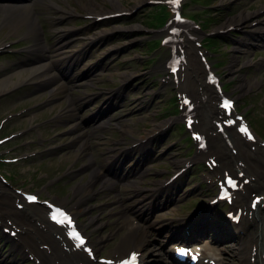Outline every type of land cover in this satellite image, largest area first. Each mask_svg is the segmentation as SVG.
<instances>
[{"label":"rangeland","instance_id":"374dc122","mask_svg":"<svg viewBox=\"0 0 264 264\" xmlns=\"http://www.w3.org/2000/svg\"><path fill=\"white\" fill-rule=\"evenodd\" d=\"M202 1L210 5L205 6L194 3L192 0H185L183 10L187 16L196 19V26L194 27L201 36L197 37H200V41L204 44L200 47L205 51L213 70L221 76L224 87L228 89L227 93L235 97L238 111L247 116L250 123L252 122L256 128L253 127L256 133L258 130L261 135H258L259 138L264 140V78L259 73L262 56L255 54V45L245 46L240 40V38L245 39L246 36L249 38L255 23H249L246 19L236 26L216 30L221 25L226 24L229 19L239 21L244 14H254L261 8L264 0H260V2L258 0ZM59 2L60 6L69 10V19L66 20V26L63 28L75 27L81 29L84 36H86L84 43L96 40L94 45L98 46V52L107 59L110 66L103 74L95 72L76 91L80 94L91 96L98 94L101 90L100 92L104 94V91L112 87L114 81H128L127 91L131 92V96L128 99L127 109L131 113L125 125L116 128L115 131L120 137H131L134 134L142 136L153 132L162 124L169 125L168 131L158 141L161 144L167 163L159 166L156 172L168 175L177 170L180 164L195 154L196 142L193 144L192 141L188 140L187 131L182 124V120L179 119L182 109L179 107L180 97L178 93L182 92L179 89H183L191 95L188 86L184 84L183 80L184 74L190 73L191 69L188 63L184 69L181 68L179 70L180 81H174L168 69L165 71L161 69V63L165 59L166 54L169 53V47L161 43L163 45L154 50L149 43L150 39L161 42L163 35L168 30L165 26L152 28L150 20L152 19L154 5L157 3L150 2V0H117V5L114 4V0H61ZM119 7L121 9L115 10ZM161 7H164V5ZM95 9H99L100 12H90ZM125 9H129L126 10V13H132L129 18L115 16L116 14H123L121 11ZM167 10H169L168 20L172 19L173 13H171L170 9ZM259 16H261V13L255 15V17ZM58 17L62 18L60 15ZM174 23L175 21L170 27ZM26 26L27 24L19 32L24 31ZM187 28V25L183 27L180 34L172 33L174 36H180L177 41L178 45L182 44L183 37L189 36ZM210 33H212V36L208 35ZM208 37L212 39H207ZM0 39H2V35ZM1 42L6 43L5 40ZM185 46L188 48L190 59L193 60V57H196L200 61L201 58L194 40ZM236 46L247 48V51H238ZM246 60L248 63L253 62V64L244 65ZM163 66L165 67V65ZM11 67L13 65L7 69ZM205 68L206 66L202 65L201 72ZM193 74L196 75L197 73L194 72ZM192 78V81L200 89H206L205 81L207 79L203 73L198 77L192 76ZM207 85L210 87V83ZM242 86H244L243 90ZM63 87L66 90H70L68 88L69 84H63ZM27 91H22L15 98L5 94L0 95V138L5 135H11L10 139L0 144V155L7 154L18 158L14 162L0 161V181L5 183L10 189H16V187H21L17 182L24 183L29 180V187L34 189L33 191L41 190L45 194L40 195V197L46 196L60 201L68 195H72L75 184H70L72 186L68 187V191L64 194L62 193L63 187H57V180L55 179L66 170V166H57V161L49 162L42 159V156H44L41 148L42 142L39 141L35 128L31 126L33 123L37 124L40 122V119L44 116L51 114L62 101L51 108L40 109L38 111L39 115H23L27 107L25 106L26 104L38 102V100L47 97L49 93L48 91H43L40 94H32ZM60 92H64V90ZM201 94L202 92L196 91L193 93L195 96H200ZM216 94H220L218 90L213 93L214 97L212 100H214ZM174 96L177 98L175 106L172 105ZM195 99L200 100V98ZM195 99L193 103L196 104ZM206 102L207 106L205 107L202 104L201 109L206 108L207 110L210 108L209 100H206ZM212 104L214 107L213 101ZM184 107H187V105ZM192 110L193 114L196 113L195 107ZM21 112L22 114H20ZM127 127L132 128V131H123ZM259 138H257V141H260ZM262 145L264 144L262 143ZM53 151L49 150L46 152ZM207 168L208 164L205 163L200 167L201 172H206ZM218 175H221V173H218ZM2 176H4L6 181L1 179ZM179 184H187L184 191L187 194L197 193L198 190H201L203 194V190L207 189L200 177L195 179L194 176L189 177V175L179 179ZM78 190L79 188L75 189L73 194H78L79 192L76 193ZM13 193L23 196L17 192ZM198 194L200 193L198 192ZM206 195L203 198H207L211 193L207 192ZM68 198H71L72 201L74 196H69ZM43 206L46 205H40L38 208H44ZM75 210L78 211L76 208ZM85 220L86 217L84 218ZM3 234H0V242L8 245V242L3 239ZM21 236L26 239L24 233ZM128 240L125 239L127 244H132ZM164 240H152L151 244L156 250H160L163 249ZM223 244L226 247L230 246L229 241H224ZM151 258L149 259V264H162L157 261L154 254L151 255Z\"/></svg>","mask_w":264,"mask_h":264},{"label":"bare ground","instance_id":"6f19581e","mask_svg":"<svg viewBox=\"0 0 264 264\" xmlns=\"http://www.w3.org/2000/svg\"><path fill=\"white\" fill-rule=\"evenodd\" d=\"M114 4H118L117 0H114ZM60 6V5H59ZM64 10V7L60 6ZM121 9L120 7L115 10ZM93 10V9H92ZM98 10L90 11V12H98ZM121 11V10H120ZM264 12V4L259 8L256 12ZM92 14V13H91ZM103 14V12H102ZM99 15V14H98ZM252 14L247 13L241 16V20H234L229 19L226 24L221 25L218 28H225L229 26H236L240 22L251 18ZM254 19H260L257 22L256 28L258 29H264V16L262 18H254ZM32 20V4L31 3H24L16 7V11L13 13V15L9 18L7 21V24H10L12 29H19V26L22 24H29ZM226 25V26H224ZM1 26V25H0ZM174 26H176V23H174ZM137 27V26H136ZM135 27V28H136ZM238 27V26H237ZM1 28V27H0ZM110 31V30H108ZM264 33L260 35H252L251 39L255 41H261L263 39ZM92 38V37H91ZM180 36H176V40L178 41ZM89 42V41H88ZM6 43L1 42L0 47H5ZM193 57V56H192ZM192 74L195 72L198 75L201 72V63L198 61L193 62L192 61ZM190 68V67H189ZM202 72L206 73L208 78H210V72L207 69L202 70ZM196 74V75H197ZM4 77V76H3ZM20 77H16V80L12 79V77H4L0 79V93L6 91L7 89L11 88L15 85H17ZM69 88V87H68ZM244 89V86H242V90ZM210 95H203L200 100L195 99L196 104L200 106V104L203 103V100H209V106L210 108L205 111V113H202L205 117L204 124L206 125V131L204 130V133L209 136V140L207 142V148L206 149H199L200 154L197 156V158H206V159H214L213 155L219 157L221 163L225 168L236 170L237 174L238 172H242L243 176H238V184L239 188L234 191L235 193L241 194L240 197L242 199L237 198V204L236 207V201L233 199L232 204L229 206L230 209L242 207L243 211L246 213V215H252L253 217L249 219V222L257 221L255 228V231L251 234H247L243 238V248L245 249L244 255L240 256L238 263H251L250 261V255L251 252L254 250H259V242L264 241V220L261 221L262 215L260 213L261 210V202L258 204L256 210H253L251 208V201L253 200L254 196L256 194H264V147L259 144V141L256 140V142H250L247 140V138L244 136V133H242L240 130L233 131L232 129L225 128L226 132H220L217 130L215 135H211L210 128H212L215 124L219 123L220 125H224V119H227L229 117L225 111H223L219 105L216 102V98L220 100L222 97L221 94H216L214 100H212L213 93L217 92V89H215V86L210 83L209 87ZM194 100V99H193ZM193 100L190 104L193 103ZM214 103L211 105V103ZM188 107V105H187ZM187 107H184L182 117H195V114H193V110H188ZM130 132V131H129ZM226 136H225V135ZM246 134V133H245ZM258 145H255V144ZM234 148L237 149V153H234ZM210 152V153H209ZM242 156V157H241ZM215 169V167H214ZM221 173V172H218ZM239 175V174H238ZM244 177H250V181L248 183H245ZM0 183V192L2 195L0 196V204H8L7 207L9 209L10 213H13V204L14 202H24L23 210H19L20 215H23L22 218L27 221L29 226H25L23 230L25 233L30 235V240L28 243H26V247L31 252V254H35L43 260L45 263L48 264H54L56 260L60 262V264H79L78 263V257L77 255L78 249L68 241L65 234V228L63 226H52L53 224L50 220V217L47 212L50 211L48 206H43L44 208H31L28 206V201L24 199L23 196L17 195L13 192H10L9 190L5 189L1 186ZM247 186H251V188L258 190V193H255L252 195L251 199H249L250 194L246 193L243 195V191L240 190L241 188H246ZM223 185H221V188ZM80 189L76 192L78 193ZM222 197L221 195H219ZM71 201V198L65 199L62 202L69 203ZM264 202V200H261ZM264 205V203H263ZM18 210V209H17ZM243 213L242 215H245ZM249 217V216H248ZM261 219V220H260ZM215 223V222H212ZM54 225V224H53ZM206 240V244H207ZM94 248H97L96 243L94 241L91 242ZM65 244V245H64ZM229 244H231L229 242ZM141 246L142 244L139 243Z\"/></svg>","mask_w":264,"mask_h":264},{"label":"snow or ice","instance_id":"6c2138e0","mask_svg":"<svg viewBox=\"0 0 264 264\" xmlns=\"http://www.w3.org/2000/svg\"><path fill=\"white\" fill-rule=\"evenodd\" d=\"M170 3L175 4L178 7L179 3H180V0H170ZM176 19L180 20L181 17L179 15H177ZM173 71H175V68H173ZM222 107L225 108V109H231L232 108V103L230 101H228V100H225L223 105H222ZM226 123L232 124V123H234V121L227 120ZM189 124L191 125V121H189ZM239 130L242 133H246L248 135L249 139L253 138L251 133L249 132L248 127L246 125L241 126ZM201 146H203V145H201ZM227 183L230 184L232 187H236L237 186L236 183L233 180H231V179H229L227 181ZM27 199L30 202H34V201L37 200V197L35 195H29L27 197ZM61 217H63V218L61 219ZM51 219L53 221H57L60 224H65V223L71 224L72 223L71 217H69L67 215V213L61 211V209H59V208L55 209V211L52 212ZM69 235L72 236L77 241L76 247H81L82 245L85 244V239L83 238V236H81V234L79 232H77L75 230V228H73V230L69 233ZM177 252L179 254H181V255H189V252L186 249H183V248H178ZM193 258L195 259L197 257L194 256ZM137 259H138V254L132 253L131 254V259L130 260L121 261V264H136ZM107 264H112V262L108 261Z\"/></svg>","mask_w":264,"mask_h":264}]
</instances>
